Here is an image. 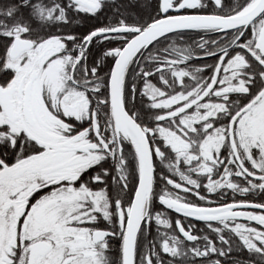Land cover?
<instances>
[{
  "label": "snow or ice",
  "instance_id": "1",
  "mask_svg": "<svg viewBox=\"0 0 264 264\" xmlns=\"http://www.w3.org/2000/svg\"><path fill=\"white\" fill-rule=\"evenodd\" d=\"M0 264H264V0H2Z\"/></svg>",
  "mask_w": 264,
  "mask_h": 264
},
{
  "label": "trees",
  "instance_id": "2",
  "mask_svg": "<svg viewBox=\"0 0 264 264\" xmlns=\"http://www.w3.org/2000/svg\"><path fill=\"white\" fill-rule=\"evenodd\" d=\"M0 2H2V0H0ZM194 38V37H193Z\"/></svg>",
  "mask_w": 264,
  "mask_h": 264
}]
</instances>
